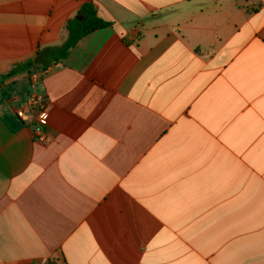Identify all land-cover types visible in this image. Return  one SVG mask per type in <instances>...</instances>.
Here are the masks:
<instances>
[{
  "label": "crops",
  "instance_id": "obj_1",
  "mask_svg": "<svg viewBox=\"0 0 264 264\" xmlns=\"http://www.w3.org/2000/svg\"><path fill=\"white\" fill-rule=\"evenodd\" d=\"M0 264H264V0H0Z\"/></svg>",
  "mask_w": 264,
  "mask_h": 264
},
{
  "label": "built area",
  "instance_id": "obj_2",
  "mask_svg": "<svg viewBox=\"0 0 264 264\" xmlns=\"http://www.w3.org/2000/svg\"><path fill=\"white\" fill-rule=\"evenodd\" d=\"M39 76L32 77L31 95L17 110V117L24 123L34 127L36 140L42 144L48 141L47 124L49 119V103L46 96L38 90Z\"/></svg>",
  "mask_w": 264,
  "mask_h": 264
},
{
  "label": "trees",
  "instance_id": "obj_3",
  "mask_svg": "<svg viewBox=\"0 0 264 264\" xmlns=\"http://www.w3.org/2000/svg\"><path fill=\"white\" fill-rule=\"evenodd\" d=\"M82 20H73L67 24L68 38L57 51L59 61L64 60L77 42L100 29L110 26L98 17L97 10L93 4H86L81 10Z\"/></svg>",
  "mask_w": 264,
  "mask_h": 264
},
{
  "label": "water",
  "instance_id": "obj_4",
  "mask_svg": "<svg viewBox=\"0 0 264 264\" xmlns=\"http://www.w3.org/2000/svg\"><path fill=\"white\" fill-rule=\"evenodd\" d=\"M77 19H78V20H82V18H81V17H78Z\"/></svg>",
  "mask_w": 264,
  "mask_h": 264
}]
</instances>
